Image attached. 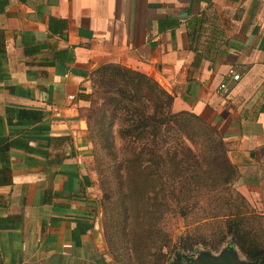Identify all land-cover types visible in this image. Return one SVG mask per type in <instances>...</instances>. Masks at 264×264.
<instances>
[{"label": "crops", "instance_id": "obj_1", "mask_svg": "<svg viewBox=\"0 0 264 264\" xmlns=\"http://www.w3.org/2000/svg\"><path fill=\"white\" fill-rule=\"evenodd\" d=\"M109 64L215 127L264 215V0H0V264H108L89 96Z\"/></svg>", "mask_w": 264, "mask_h": 264}, {"label": "trees", "instance_id": "obj_2", "mask_svg": "<svg viewBox=\"0 0 264 264\" xmlns=\"http://www.w3.org/2000/svg\"><path fill=\"white\" fill-rule=\"evenodd\" d=\"M92 82H99L110 121L104 127L107 144L99 148L89 122L105 231L120 227L138 264L147 258L164 264L171 253L197 247L217 252L228 241L248 261L264 264L256 236L264 217L237 190L239 171L217 129L191 112H174L173 96L140 72L104 65ZM113 123L119 148L109 130ZM8 149L0 147L1 186L11 184ZM168 217L182 220L178 235L167 231Z\"/></svg>", "mask_w": 264, "mask_h": 264}, {"label": "rangeland", "instance_id": "obj_3", "mask_svg": "<svg viewBox=\"0 0 264 264\" xmlns=\"http://www.w3.org/2000/svg\"><path fill=\"white\" fill-rule=\"evenodd\" d=\"M102 97H103V92L101 91V88L99 87V82H97L96 84H93V82H91V94L89 96V100H90L89 101L90 102L89 103V120H90L89 122H90V128H91L90 131L92 134V140L95 143L96 148L106 146L107 141H108L106 140L104 136L105 134L104 127L108 123H110V121L108 119V115H107V118H105L106 114L102 107ZM109 130L111 131V135L115 141L116 148H119L121 145V141L116 135L117 123H113V126H111ZM97 187L99 189V197L97 200V216H98V221H99V231L101 233L103 251L107 257L108 264H138V262L133 259L132 252L127 253L124 247V243H123V240L120 234V227L113 226L112 228L110 227V230H108V232L105 231V228L103 227V223L105 219L107 221L108 217L105 216L104 211H103V206H102L103 197H102V192L99 186L98 176H97ZM262 216L264 217V215ZM107 225L110 226V223H108ZM165 227L167 231H170L174 235H178L180 231L183 230V222L182 220L176 217H168L165 222ZM256 236H257V242L260 245L264 246V220H262V227L258 229ZM231 246H233L231 241H228L217 252L210 251L209 249L205 247H197L194 249L193 252L176 251L174 253H171L167 257L166 262L164 264L175 263L177 254H182L188 257H193L195 261L201 254L210 255L212 257L217 258L225 249ZM234 248H235L237 258L240 261L247 263L248 262L247 259L239 252V250L236 247ZM143 252H148V250L143 251ZM152 253L153 251H151V254ZM143 264H149L148 258L145 260V262H143ZM180 264H187V263L184 261V259H182Z\"/></svg>", "mask_w": 264, "mask_h": 264}, {"label": "water", "instance_id": "obj_4", "mask_svg": "<svg viewBox=\"0 0 264 264\" xmlns=\"http://www.w3.org/2000/svg\"><path fill=\"white\" fill-rule=\"evenodd\" d=\"M233 246L225 249L217 258L201 254L195 261L193 257L177 254L176 262L171 264H180L182 259H184L187 264H257L256 262H250L248 260L247 263L240 261L236 256L235 246Z\"/></svg>", "mask_w": 264, "mask_h": 264}, {"label": "built area", "instance_id": "obj_5", "mask_svg": "<svg viewBox=\"0 0 264 264\" xmlns=\"http://www.w3.org/2000/svg\"><path fill=\"white\" fill-rule=\"evenodd\" d=\"M233 79H234V80H237V79H238V76H237V75L233 76ZM219 88H220L221 90H225V86H224V85H221Z\"/></svg>", "mask_w": 264, "mask_h": 264}]
</instances>
